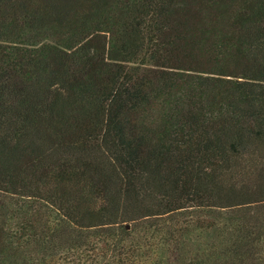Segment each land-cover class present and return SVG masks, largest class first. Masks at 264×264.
<instances>
[{
  "label": "trees",
  "instance_id": "obj_1",
  "mask_svg": "<svg viewBox=\"0 0 264 264\" xmlns=\"http://www.w3.org/2000/svg\"><path fill=\"white\" fill-rule=\"evenodd\" d=\"M0 264H264V0H0Z\"/></svg>",
  "mask_w": 264,
  "mask_h": 264
}]
</instances>
